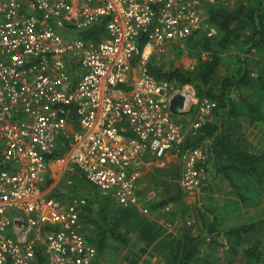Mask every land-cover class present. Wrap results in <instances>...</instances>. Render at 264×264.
Wrapping results in <instances>:
<instances>
[{
	"label": "built area",
	"instance_id": "built-area-1",
	"mask_svg": "<svg viewBox=\"0 0 264 264\" xmlns=\"http://www.w3.org/2000/svg\"><path fill=\"white\" fill-rule=\"evenodd\" d=\"M216 1L0 0V264H97L81 224L86 198L66 202L44 186L54 164L78 170L119 206L138 208L144 165L175 154L181 191L201 194L210 140L184 144L209 121L213 102L139 64L145 50L164 51L201 29L215 35L203 6ZM101 17L106 31L97 43L54 29L65 21L85 29ZM176 94L182 103L171 111ZM59 140L68 147L54 157Z\"/></svg>",
	"mask_w": 264,
	"mask_h": 264
},
{
	"label": "trees",
	"instance_id": "trees-1",
	"mask_svg": "<svg viewBox=\"0 0 264 264\" xmlns=\"http://www.w3.org/2000/svg\"><path fill=\"white\" fill-rule=\"evenodd\" d=\"M203 11L206 23L215 28V35L208 36L207 31L201 29L180 43L192 50L201 48L211 55L207 59L198 58L191 69L180 66L165 69L159 61L151 59L146 64V72L157 80L191 83L199 97H208L213 102L211 112L214 117L200 127L196 136L186 138L184 147L197 146L203 138H208L209 177L223 179L228 185L227 194H233L247 206L258 205L264 201V0H235L230 8L216 1L206 3ZM106 21L101 17L79 30L65 25L60 33L67 39L70 38L68 35L73 36L69 40L80 38L97 43L106 31ZM146 41L145 31L138 38L139 51ZM231 50L235 51L232 55L235 66L230 71H221L220 64L225 59L222 55ZM241 119L252 123L253 127L261 126V149L252 148L241 132ZM257 136L260 137L259 132ZM65 141L59 140L54 157L64 154L68 147ZM75 171L77 173L71 178L81 185L73 183L72 190L79 191L78 187L86 184L92 187L82 194L92 205L86 204L81 218L86 217L82 219H86L85 224L91 225L93 230L91 236H85L96 252L97 264L99 254L111 242L117 250L130 248L128 254L132 257L144 254L150 248V252L157 253L161 264H264V246L260 240L264 232V215L223 228L219 224L220 218L218 220L211 209L199 206L197 211L202 221L197 229L187 230L184 225L173 235L165 233L163 225L148 219L136 207L119 206L111 192L101 193L89 185L78 170ZM51 182L48 175L44 186L47 188ZM209 183L210 180L201 191ZM238 183L242 187H238ZM176 188L174 194L154 200L148 209L158 210L181 199L179 185ZM57 193L50 191L49 196L56 197ZM199 197L201 194L196 198ZM131 261L135 264V259Z\"/></svg>",
	"mask_w": 264,
	"mask_h": 264
},
{
	"label": "rangeland",
	"instance_id": "rangeland-1",
	"mask_svg": "<svg viewBox=\"0 0 264 264\" xmlns=\"http://www.w3.org/2000/svg\"><path fill=\"white\" fill-rule=\"evenodd\" d=\"M222 3L225 7H233L235 0H217ZM205 5V4H204ZM234 50V49H233ZM227 51L222 55L225 59L222 60L220 67L221 71H230L235 66L233 59V54L235 51ZM199 54V55H198ZM211 53L203 51L201 48L191 49L189 46H184L182 43L170 45L164 49V51L152 50L149 54L144 52L143 60L139 64L143 67V70L146 71V64L152 59L159 61L165 69L174 68V67H183L186 69H191L196 64L198 58L207 59ZM223 65H228L229 67L225 68ZM214 116L211 114L209 120L211 121ZM241 126V132L247 137L252 148L261 149L263 143L259 145L261 140L262 130L261 126L253 127V124H248L245 120L241 119L239 121ZM257 126V125H254ZM257 132L260 133V137L257 136ZM176 162H178L176 160ZM172 168V167H171ZM148 169V168H147ZM148 171L151 173V177L145 176L143 173L141 176L137 177L136 185L139 187L137 189V195L141 205L137 210L148 219L157 221L158 225H163L162 228L165 233L176 234L179 230L185 225L187 230H195L201 224L202 218L200 217L197 209L199 206H204L212 210V213L216 214L219 224L223 228L230 227L236 223L246 222L248 219L264 215V201L260 202L258 205L247 206L246 203L239 201L238 197H233V194H227L228 185L223 179L216 178L213 180V177H209V185L202 191L201 197L194 198L192 196L184 195L180 190L182 196L181 199L169 202L165 207L158 210L151 211L149 210L150 204L156 199H162L168 195L174 194L176 192V185L174 179H169L168 167L164 162H158L157 164H150ZM173 169V168H172ZM59 172V173H58ZM75 170L71 171H62L58 165L51 168L49 172V177L53 178L56 175V186L51 187L56 197L59 196V199L65 200L66 202L73 196L81 197L87 190H90L92 187L85 186L78 187L79 191L72 190V184H80L78 181H74L71 178L72 174H76ZM174 174V173H173ZM141 176V177H140ZM210 176V175H209ZM170 183V184H169ZM238 183V187H242ZM81 185V184H80ZM50 186V185H49ZM146 190L151 189L149 192ZM82 189V190H81ZM85 189V190H84ZM153 192V197L150 193ZM90 206L92 203H88ZM94 215V214H92ZM82 218H86L83 217ZM92 218V216H90ZM81 221L83 231L87 236L93 234L91 228L90 231L86 229L87 225L86 219ZM86 220V221H85ZM89 225V224H88ZM169 225V226H168ZM92 231V232H91ZM124 233V227L121 229ZM263 238H260L261 243L264 246V232H262ZM111 242V240H108ZM114 242L109 243L101 251L98 256V264H133L131 260L135 259V264H161V259L157 256L155 251L150 252V248L147 249V252L141 255H135L132 257L130 253V248H119L116 249ZM206 245L203 246L205 250ZM220 252L218 253V255ZM126 255H129V258H125Z\"/></svg>",
	"mask_w": 264,
	"mask_h": 264
},
{
	"label": "crops",
	"instance_id": "crops-1",
	"mask_svg": "<svg viewBox=\"0 0 264 264\" xmlns=\"http://www.w3.org/2000/svg\"><path fill=\"white\" fill-rule=\"evenodd\" d=\"M66 22V21H65ZM63 23V25L65 24L66 25V23ZM46 24H47V26H50V23H49V20L46 22ZM52 26H53V24H52ZM74 27V26H73ZM76 28V27H75ZM54 29H55V31L59 34V35H61V33H60V31H61V29L62 28H60L59 27V25H57L56 23H54ZM77 30H79L78 28H76ZM62 36V35H61ZM70 38L71 37H73V36H70V35H68ZM70 38H68L67 40H69ZM74 39H76V38H74ZM78 39H80V38H78ZM71 40H73V39H71ZM176 160L178 161V162H176ZM158 162H164L165 164H166V166L168 167V171H169V174H168V176L167 177H169V179H172V181H173V179H174V183H175V185L177 186L178 185V180H179V177H180V173H181V165H180V161H179V159H178V156L177 155H175V154H165L163 157H161V158H159V159H152V160H150V161H148L145 165H144V167L142 168V170H141V172H140V175L141 176H144V175H142L143 173L145 174V176L147 175V176H149V177H151V173H149V172H152V171H148V170H150L149 169V165L150 164H157ZM56 165H58V164H55V165H53L52 167H54V166H56ZM59 166V165H58ZM173 169H172V168ZM148 168V169H147ZM64 171H69V170H64ZM59 173V172H58ZM174 173V174H173ZM140 176V177H141ZM57 177H56V175L52 178V182L50 183V186L51 187H53L54 188V186H56V179ZM170 184V183H169ZM146 188H148V187H144V189L146 190ZM137 189H139V187H136V193H137ZM151 189H148V190H146V191H150ZM51 191H52V189H51ZM54 191V190H53ZM152 192V191H151ZM201 193H202V191H201ZM56 196V195H55Z\"/></svg>",
	"mask_w": 264,
	"mask_h": 264
},
{
	"label": "water",
	"instance_id": "water-1",
	"mask_svg": "<svg viewBox=\"0 0 264 264\" xmlns=\"http://www.w3.org/2000/svg\"><path fill=\"white\" fill-rule=\"evenodd\" d=\"M182 103V97L178 94L174 95L170 101L169 108L171 111H174L177 106H180Z\"/></svg>",
	"mask_w": 264,
	"mask_h": 264
},
{
	"label": "bare ground",
	"instance_id": "bare-ground-1",
	"mask_svg": "<svg viewBox=\"0 0 264 264\" xmlns=\"http://www.w3.org/2000/svg\"><path fill=\"white\" fill-rule=\"evenodd\" d=\"M55 165V164H54ZM59 197V196H58Z\"/></svg>",
	"mask_w": 264,
	"mask_h": 264
}]
</instances>
